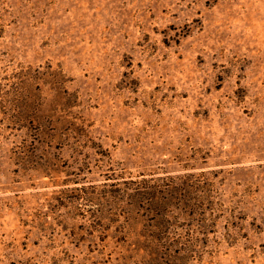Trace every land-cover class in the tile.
Segmentation results:
<instances>
[{"label":"rangeland","instance_id":"rangeland-1","mask_svg":"<svg viewBox=\"0 0 264 264\" xmlns=\"http://www.w3.org/2000/svg\"><path fill=\"white\" fill-rule=\"evenodd\" d=\"M0 264H264V0H0Z\"/></svg>","mask_w":264,"mask_h":264},{"label":"trees","instance_id":"trees-1","mask_svg":"<svg viewBox=\"0 0 264 264\" xmlns=\"http://www.w3.org/2000/svg\"><path fill=\"white\" fill-rule=\"evenodd\" d=\"M171 198H172V196H170ZM161 198H159V201H157L158 200V195H156V197L155 198H153L152 199V197H151V199H150V202H154V204L158 207V208H164V207H168L169 205H172V203H174L173 202V200L172 199H164V198H162L161 200H160ZM163 199H164V202H163Z\"/></svg>","mask_w":264,"mask_h":264}]
</instances>
